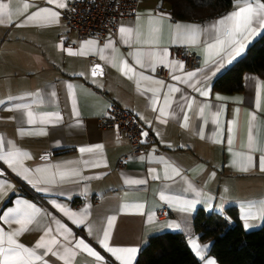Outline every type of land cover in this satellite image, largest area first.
I'll list each match as a JSON object with an SVG mask.
<instances>
[{"label":"crops","instance_id":"0c3cea01","mask_svg":"<svg viewBox=\"0 0 264 264\" xmlns=\"http://www.w3.org/2000/svg\"><path fill=\"white\" fill-rule=\"evenodd\" d=\"M59 2L66 7L59 8ZM248 2L254 4L255 0ZM68 3L0 0L6 6L0 12V155L21 154L14 161L15 172L0 161V181L11 185H0V215L17 207V200L40 209L13 239L42 257L32 259L31 264H121L98 243L107 228L108 246L136 248L132 261L136 264L150 236L180 232L202 264L208 259L218 264L208 255L210 243L196 235L193 218L198 210L226 214L234 209L230 221L244 230L262 225L264 172L258 162L264 155V79L246 72L237 91L215 89L214 81L244 55L264 29L249 37L239 55H235L238 46L225 44V51L218 56L207 45L217 37L227 38L225 26L217 24V32L212 25L244 6L245 0L239 4L233 0L222 14L204 19L175 16L164 0H137L136 15L123 20L115 35H107L102 42L95 38L78 42L64 18ZM39 8H51L59 16L25 23ZM177 25L197 26L199 42L179 41ZM253 26H257L255 21ZM121 27L131 29V35H122ZM236 39L243 42L239 36ZM76 42L78 46L67 45ZM174 46H185L198 55L200 66L190 68L185 60L173 57ZM152 52L156 53L155 70L136 63L137 59L147 62ZM221 56L224 67L218 72L205 63ZM96 66L99 68L93 75ZM126 67L133 71L126 72ZM157 68H164L168 77L157 76ZM197 69L203 72L189 81L190 87L183 80ZM173 76L183 79L174 80ZM169 85L180 91L171 92ZM197 88L207 95H200ZM111 101L131 111L142 124L143 133L150 130L154 134L147 151L132 155L130 144L117 130L100 127L99 120ZM81 148L92 151L81 152ZM249 155L250 162L246 159ZM244 167L247 171L241 170ZM23 169L29 170L27 180L17 175ZM71 171L77 175L63 180L58 175ZM137 180L144 183H129ZM53 202L75 215H66ZM163 208L168 214L159 216ZM10 220L0 221L5 234L22 227L15 217ZM79 220L83 223L78 224ZM246 223L251 226L246 228ZM46 231L48 236H44ZM53 238L56 244L51 243ZM77 240L89 244L104 259L97 260L82 247L76 248ZM38 241L47 243L56 255L35 249ZM193 242L201 255L196 254ZM3 246H9L6 235Z\"/></svg>","mask_w":264,"mask_h":264},{"label":"snow or ice","instance_id":"6c2138e0","mask_svg":"<svg viewBox=\"0 0 264 264\" xmlns=\"http://www.w3.org/2000/svg\"><path fill=\"white\" fill-rule=\"evenodd\" d=\"M49 4L56 3V0H47ZM240 0H234V3L239 4ZM59 8H65L66 5L63 2H59L57 5ZM25 9L29 7L28 4L24 5ZM6 8L5 5L0 4V12H3ZM46 14V15H41ZM59 16V12L53 11L51 8H39L38 11L33 12L30 16L27 17L25 23L33 21L36 18H40L43 20H52ZM256 22L257 26L254 27L253 23ZM218 25H224V32L226 35V39L222 40L219 37L216 38L215 42L213 44L207 45L209 49H215L216 55H220V53L225 51L224 45L228 44L230 46H238L235 49V55H239L244 50V43L247 42L250 36H255L258 32L261 31V29H264V3H261L260 0H255V3H249L248 0H245L244 6L238 7L237 10L232 11L227 16L221 18L216 22V24L212 25L213 28H216V31L219 32L220 29L217 27ZM197 26H185L181 27L179 25L176 26V37L179 41L184 43H198V33L196 30ZM121 34H127L131 35L132 30L126 29L124 27H121L119 29ZM239 36L241 39H236V37ZM125 42H127L125 40ZM85 43H91V42H85ZM71 52V50H68ZM164 53L167 54V50H164ZM156 53L152 52L148 54V60L147 62L141 59H137L136 63L140 65V67H152L153 70H155V63L153 62L155 60ZM103 58V57H102ZM223 56L220 57L219 60L217 59H209L206 60L205 63H211L212 66L215 68V72H218L221 68L224 67V64L222 63ZM231 62V61H229ZM99 66H96L92 70V74L96 75L98 71ZM133 69L131 67H126V72H132ZM211 71V69H210ZM198 72H203V69H197L196 72H188L187 77L188 80H183L185 83H189V81L196 77ZM215 72L212 74L214 75ZM209 77L207 74H204L203 79L207 80ZM145 80L149 79V77H144ZM172 79L174 80H182V77L173 76ZM157 84H162L161 81H156ZM190 87H193L191 83H189ZM259 88V85L257 86ZM169 89L171 92H178L180 89L175 88L174 86L169 85ZM200 92V95H207V92L204 90H201L199 88L196 89ZM2 103V101H0ZM165 103H168V95H165ZM189 103V107H190ZM19 107H25L22 105H17V108ZM75 114V109L73 110ZM161 115L163 116L165 114V109L162 107L160 109ZM31 113H28L29 120L28 123H33V120L31 119ZM57 120H59V117H56ZM185 119H187L185 117ZM253 119L255 117L253 116ZM231 131V129H229ZM142 135L147 136L148 133H142ZM231 139H229V144H231ZM99 147V146H97ZM81 152L86 151H92L91 148H81ZM21 155L19 152H8L7 154L0 155V161L6 162L9 167L12 168V170L15 172L16 167L14 166V161L18 158V156ZM23 155H27L24 153ZM246 159L250 162L252 160V156H247ZM258 166L260 171L264 172V155H261L259 157ZM241 170L247 171V167L242 168ZM28 169H23L22 172H17V175H23L24 179H28V176L26 173L28 172ZM38 171V170H37ZM153 170H150V172ZM58 175L60 178L66 179L69 176L77 175L75 171L71 172H59ZM29 183H32L31 180L28 181ZM54 182V181H49ZM129 183H135V184H142L144 181L137 180V181H129ZM0 185H7L9 188L11 187L10 184H8L7 181H0ZM38 191H47L46 188H38ZM17 207L15 208H9L7 211L3 213V215H0V221H4L5 223H10V218L15 217L16 223L21 224L22 227L20 229L13 230L7 234L4 233L3 229L0 228V264H31L32 259L41 260L42 257L36 254V251L33 248L26 247L22 244L17 243L13 237L20 235L21 231H24L27 224L31 223L35 216L39 214L40 209H38L34 204L29 203L28 201L24 200H17L16 201ZM54 206L59 208L60 211L64 212L66 215H72L74 216L75 213L69 214L63 207L60 205H56L55 202H53ZM262 215H264V212H262ZM78 224H82L83 220L76 221ZM59 223V222H57ZM111 223V218L109 219V224ZM251 225L245 224V227H250ZM178 228L179 225H176ZM67 231V229H65ZM48 231L44 233V236H48ZM5 235L7 236V243L8 247H4V238ZM44 236L40 238L41 241L44 240ZM109 237V232L107 228L103 229V238L99 239L98 243L103 246L107 252L111 253L116 260L120 261L121 264H132V261L135 257V254L137 252V249L134 247L129 248H118V247H109L106 243V240ZM52 244H56L57 241L55 238L51 241ZM76 248H83L84 251H86L90 256L95 257L97 260H103L104 257H102L97 251H95L92 247L89 246V244L85 243L83 240H77L75 243ZM193 248L196 250L197 255H201V252L199 250V246L193 242ZM35 249H46L44 252V255H47L48 253H52L53 255H56L55 252H53L52 248L49 247L47 243H42L38 241L35 245ZM65 252H68L69 249L65 248ZM44 264H47L45 261ZM206 264H215V261L212 259H208L206 261Z\"/></svg>","mask_w":264,"mask_h":264},{"label":"trees","instance_id":"16d2710c","mask_svg":"<svg viewBox=\"0 0 264 264\" xmlns=\"http://www.w3.org/2000/svg\"><path fill=\"white\" fill-rule=\"evenodd\" d=\"M170 12L178 17L204 19L222 14L233 0H164ZM264 3V0H261ZM246 72L264 79V30L247 48L242 57L218 76L214 88L237 91L242 88ZM226 214L198 210L193 218L198 238L210 243L208 255L218 264H264V221L257 229L244 230ZM136 264H202L191 251L188 240L180 232H162L152 235L142 246Z\"/></svg>","mask_w":264,"mask_h":264},{"label":"built area","instance_id":"2783aa9c","mask_svg":"<svg viewBox=\"0 0 264 264\" xmlns=\"http://www.w3.org/2000/svg\"><path fill=\"white\" fill-rule=\"evenodd\" d=\"M136 2L137 0H69L64 18L67 26L76 32L78 42L86 38H95L102 42L107 35L117 33L123 20L136 15ZM78 42L67 45L75 47ZM171 55L185 60L190 68L200 66V57L185 46L172 47ZM154 73L161 78L168 77L164 68H157ZM99 124L101 128L117 130L130 144L132 155L147 151L155 139L150 130L147 131V136L142 135L143 126L138 118L113 101L109 103V108L100 118ZM126 157L124 156L123 160ZM93 201L97 202L98 198L95 197ZM167 214V208L159 211V216Z\"/></svg>","mask_w":264,"mask_h":264}]
</instances>
